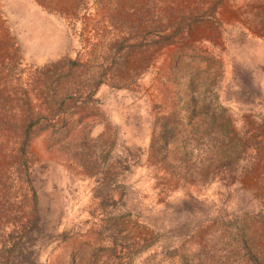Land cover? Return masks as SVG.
Instances as JSON below:
<instances>
[{
  "label": "rangeland",
  "instance_id": "1",
  "mask_svg": "<svg viewBox=\"0 0 264 264\" xmlns=\"http://www.w3.org/2000/svg\"><path fill=\"white\" fill-rule=\"evenodd\" d=\"M264 255V0H0V264Z\"/></svg>",
  "mask_w": 264,
  "mask_h": 264
},
{
  "label": "trees",
  "instance_id": "2",
  "mask_svg": "<svg viewBox=\"0 0 264 264\" xmlns=\"http://www.w3.org/2000/svg\"><path fill=\"white\" fill-rule=\"evenodd\" d=\"M242 247L246 251L247 257L241 262V264H264V255L258 254V250L255 252L251 243L245 242V244H242Z\"/></svg>",
  "mask_w": 264,
  "mask_h": 264
}]
</instances>
